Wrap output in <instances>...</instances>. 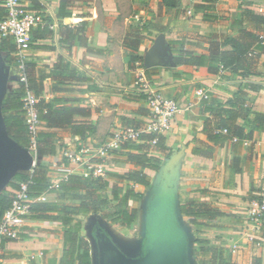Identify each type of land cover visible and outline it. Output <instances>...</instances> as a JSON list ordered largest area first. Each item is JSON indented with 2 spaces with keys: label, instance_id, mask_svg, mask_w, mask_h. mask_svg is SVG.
Masks as SVG:
<instances>
[{
  "label": "crops",
  "instance_id": "1",
  "mask_svg": "<svg viewBox=\"0 0 264 264\" xmlns=\"http://www.w3.org/2000/svg\"><path fill=\"white\" fill-rule=\"evenodd\" d=\"M23 2L40 12L42 25H47L52 35L37 37L35 27L30 30V36L42 46L24 49L21 60L16 54L13 65L21 68L17 76L10 73L12 65H7L0 53V69L7 77L6 86L0 92V106L4 95L22 81L23 69L28 63L34 75L43 78L47 100L58 98L56 104L86 108L89 115L76 118L91 120L95 126L94 132L83 139L70 134L66 128L52 129L63 137L64 145L42 161L51 166L63 158L66 149L82 145L98 147L114 128L141 124L146 115L140 110L147 108L135 80L142 72L150 89L177 100L181 109L163 134L170 157H165L150 142L135 143H145L148 154L159 158V165L164 163L163 167L160 165L161 173L164 170L172 173V194L175 200L179 199L176 205L188 200L208 201L220 211L221 215L214 219L198 217L203 222L201 225H210L213 247L222 249L224 257L238 264H252L255 257L264 264V220L253 231L247 215L250 202L259 199L264 191V131H254L250 140L231 138L221 146L212 145L202 132L203 118L210 116L208 108L227 106L230 99H243L251 110L250 118L255 112L264 113V54L248 76L228 71L210 73L206 66L175 64L173 51L177 47L171 44L179 40L184 49L197 55L207 54L211 34H233L235 26L249 24L246 9L264 14L261 6L264 0H67L63 8L60 0ZM255 5L259 6L257 11L253 8ZM81 22L84 43L71 46L65 40L66 27H75ZM133 41H138L136 50L131 48ZM132 55L140 56L141 60L130 61ZM59 59L62 67L67 65L75 70L81 80L54 79L52 69ZM246 83H255L260 88L250 90ZM197 88L208 93L207 100L194 94ZM204 144L212 146L209 156L192 152ZM124 151L120 149L106 159L107 172L123 174L133 167L122 161ZM136 168L149 177L156 173L149 168ZM6 180L0 188L11 190ZM54 198L55 193H46V199ZM47 224L57 229L61 226L57 222L27 219L20 232L27 238L5 242L0 255L8 252L13 259L20 260L28 250L51 249L56 252L52 264H57L61 244L35 243L32 238L44 231L39 226ZM249 234H254L260 245L251 243ZM232 245L239 249L232 252ZM37 250L30 255L38 256L42 251Z\"/></svg>",
  "mask_w": 264,
  "mask_h": 264
},
{
  "label": "trees",
  "instance_id": "2",
  "mask_svg": "<svg viewBox=\"0 0 264 264\" xmlns=\"http://www.w3.org/2000/svg\"><path fill=\"white\" fill-rule=\"evenodd\" d=\"M67 0H60V8H63ZM213 1V0H203ZM249 24L235 26L233 34H211L207 54H194L183 48L179 40L171 41L174 47L173 61L175 64L192 66H206L210 73L228 71L240 76L252 74L261 55L264 54V14L246 9ZM61 15L64 13L59 12ZM5 14L0 0V18ZM206 19V17H205ZM38 24L35 27V35H52V31ZM84 23L75 27H66L65 40L74 44H83L82 30ZM46 30L48 31L46 33ZM34 36L29 38V47H40ZM138 41H133L131 48L137 49ZM17 47L9 36H0V53L4 55V62L13 65L17 61ZM141 60L138 55H132L130 61ZM25 81H21L17 88L4 95L1 102V124L6 135L18 143L21 147L28 149L30 135L28 133L24 115L22 98L28 89L37 98V117L41 128L35 135L36 165L32 172L19 170L10 176L6 183L15 190L22 181L28 182L29 194L36 198L41 193H55L54 199L33 200L30 203V212L27 219L34 221L57 222L61 225V252L57 264H94L92 250L88 239L84 235L83 220L85 217L99 216L107 219L112 224H117L121 229L130 227L137 217V209L128 206L130 200L140 201L144 198L142 192L136 191L132 184L147 187L150 177L136 167H145L158 172L160 170L159 158L149 155L145 143H125L122 161L133 165L131 169L123 174L107 172L106 177H83L80 174H71L66 180L61 181L57 188H49L52 167L45 164L42 159L46 156L55 155L57 150L64 145V139L56 128H66L68 132L79 139L94 132L95 126L91 120L77 119L76 116L89 115V110L71 104H56L58 98L47 100L44 97L43 78L36 77L32 66L25 64L23 69ZM52 76L56 80L75 79L81 80L79 74L67 65L62 67L59 59L52 69ZM250 90H258L259 85L246 83ZM62 90V89H57ZM143 96V95H141ZM145 100V99H144ZM207 100V99H205ZM227 106L210 107L209 117L203 118L202 132L206 134L207 140L212 145L221 146L231 138L250 140L254 131H264V113L255 112L250 118L251 110L248 104L240 98L230 99ZM140 112L147 116L148 110ZM242 121V124L239 123ZM137 126V125H134ZM226 130V132H223ZM156 137L153 147L164 152L165 157H170L171 151L164 145L163 135L143 134L141 139L149 142ZM117 152V151H116ZM192 152L209 156L212 146L201 145L193 148ZM126 181V188L121 190L117 183L112 184L111 193L107 191L110 181ZM0 188V219L4 210L9 206L13 191ZM116 201V209H111L110 199ZM177 213L186 217L192 224L201 225L198 217L205 216L214 219L221 215L220 211L212 207L208 201L188 200L177 205ZM90 236V235H89ZM27 238L24 233H19L17 239ZM17 239H5L15 241ZM196 242H203L197 240ZM2 245V246H3ZM11 253H5L4 258H12ZM224 251L211 247V252L203 249L196 251L195 257L204 259L209 255L211 264H238L233 259L224 257ZM17 256V255H16ZM56 258L55 250L45 249L41 252L40 259L32 257L29 264H52ZM252 264H261L258 257L253 259Z\"/></svg>",
  "mask_w": 264,
  "mask_h": 264
},
{
  "label": "built area",
  "instance_id": "3",
  "mask_svg": "<svg viewBox=\"0 0 264 264\" xmlns=\"http://www.w3.org/2000/svg\"><path fill=\"white\" fill-rule=\"evenodd\" d=\"M1 6L4 8L5 14L0 18V36H9L13 39L17 47L18 60H21V52L29 47L30 30L42 23V16L40 12L29 8L23 0H1ZM22 81H25L23 74ZM135 85L139 86L144 94L148 110L146 119L137 126L126 125L114 128L98 147L82 145L77 149L64 150L63 158L51 165L49 188H57L61 181L66 180L74 173L83 177H104L106 159L120 150L123 144L138 142L142 140L141 135L143 134L163 135L170 129L181 109L178 101L167 97L158 90L150 89L142 72L136 76ZM194 94L200 99L209 97L203 88L195 89ZM22 101L24 121L30 135V145L27 150L31 155V164L28 171L32 172L37 160L35 135L41 125L37 117V98L34 93L27 89ZM149 142L154 144L156 137ZM35 199L46 200V192L36 198L32 197L29 194L28 182H20L13 191L11 202L0 219V251L5 239L18 238L30 212V203ZM247 215L253 223L252 230L254 231L264 220V191L259 199L250 202ZM248 240L260 245V241L254 234H249ZM230 248L232 252L239 249L237 245H232Z\"/></svg>",
  "mask_w": 264,
  "mask_h": 264
},
{
  "label": "water",
  "instance_id": "4",
  "mask_svg": "<svg viewBox=\"0 0 264 264\" xmlns=\"http://www.w3.org/2000/svg\"><path fill=\"white\" fill-rule=\"evenodd\" d=\"M6 80V75L0 69V92L4 90ZM30 164L29 151L6 135L0 119V187L7 178L17 171L28 170ZM160 177L173 191L172 173L164 170ZM154 188L144 203L145 235L139 248H136L138 245L129 247L120 243L101 217L98 216L93 220L97 231L90 232L91 236L89 237L92 240L94 264H193L189 254L191 238L178 218L173 194H171L168 203L170 210L168 220L160 221L154 228L156 234L147 241L149 227L152 226L154 218L158 214L156 207L160 204L165 205L160 197L155 195ZM90 224L91 221L88 226Z\"/></svg>",
  "mask_w": 264,
  "mask_h": 264
},
{
  "label": "rangeland",
  "instance_id": "5",
  "mask_svg": "<svg viewBox=\"0 0 264 264\" xmlns=\"http://www.w3.org/2000/svg\"><path fill=\"white\" fill-rule=\"evenodd\" d=\"M261 6L264 7V2L261 3ZM253 8H255L257 11L259 6L255 5V6H253ZM0 58H2L1 54H0ZM10 70H11L10 73L16 74V76L18 74H20V72H21V68H19V66H15V65H12ZM163 164L161 163L160 165L163 167ZM106 173H107V171H106ZM160 174H161V171H158L155 174H153L150 177V184L147 187H141L140 185L132 184V186L134 187V189L136 191L143 193L144 198L140 201L130 200L128 202V206L137 209V217L133 221V223L130 225V227H128L126 229H121L119 227V225L112 224L107 219L101 217L105 221L106 225L111 229L113 234L117 237V239L120 243H123L124 245H127L129 247H134L135 245H137L138 241L141 239L142 234H143V227H144V205H143V203L146 200V197L152 191L153 187H155L157 185V182L160 179ZM105 177H106V175H105ZM114 183H117V187L120 188L121 190L125 189L126 185H127L126 181L116 182L114 180H111L110 186L107 188V191L109 193H111V189H112L111 185ZM109 199H110L111 209H113V210L116 209L115 208L116 207L115 206L116 201L112 200V198L110 196H109ZM176 202L178 203L179 199H177ZM96 217H98V216L82 218L84 235L88 239V241L90 243V247L92 245V240L89 237V230H90L89 227L90 226H88V223L90 221L92 222ZM178 218L181 221V223L183 224V226L186 228V230H187V232L191 238L189 254H190V258H191L193 264H211L209 255L206 256L204 259H198L195 257L196 251L200 250L201 247L203 249L211 252V247H213L212 245L214 244V242L212 241L211 234L209 233V231H211V229H208L210 227V225L209 224L201 225V226L194 225L186 217H183L179 213H178ZM39 228H42V230H44V231L38 230V231H40L41 234L32 235V238H34L35 243H37V242H39V243L40 242L50 243L51 242L53 244V246H57V245L59 246L61 244V230H62L61 226H59V229H57L58 227H54L51 224H47V226H39ZM198 239L203 241V242H201V243L196 242ZM36 250L37 249L26 251L25 254H23V257L19 258L20 260L13 259V258L12 259H5L4 255H0V258L2 259L0 261V264H29L32 257H37L38 259H40L41 252L38 253V256H36L35 254L30 255V253H33L31 251L36 252ZM91 250H92V247H91ZM37 251H43V250H42V248H38ZM3 253L5 254L8 252H3Z\"/></svg>",
  "mask_w": 264,
  "mask_h": 264
},
{
  "label": "flooded vegetation",
  "instance_id": "6",
  "mask_svg": "<svg viewBox=\"0 0 264 264\" xmlns=\"http://www.w3.org/2000/svg\"><path fill=\"white\" fill-rule=\"evenodd\" d=\"M154 193L156 196L160 197V199L164 202L165 205L163 206L160 204L156 207L158 214L154 218L152 226L149 227V234L147 236V241L152 236H154L156 234L154 228L158 226L159 222L164 221V220H168V218L170 216V210H169L168 203H169V200L171 199L172 191L166 186L163 179H161L157 182V185L154 188ZM144 203H145V201H144ZM144 203H143V205H144ZM89 229H90L89 235H90V232L95 233L97 231L94 221L91 222ZM91 230H93V231H91ZM144 235H145V229L143 227V234H142L141 239L138 241V243H137L138 246H136V248L140 247V244L142 243Z\"/></svg>",
  "mask_w": 264,
  "mask_h": 264
}]
</instances>
